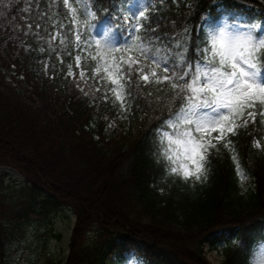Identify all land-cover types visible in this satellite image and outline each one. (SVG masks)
Returning <instances> with one entry per match:
<instances>
[{"label":"trees","instance_id":"1","mask_svg":"<svg viewBox=\"0 0 264 264\" xmlns=\"http://www.w3.org/2000/svg\"><path fill=\"white\" fill-rule=\"evenodd\" d=\"M88 1L101 19L124 34L129 26L125 7L131 0ZM83 2L0 0V167L14 164L31 181L9 189L0 176V264H127L132 249L148 264H212L204 246L218 247L219 241L225 244L220 264H250V257L253 264V245L264 239V123L258 116L255 123L238 127L228 138L231 145L203 153L199 178H186L182 171H172L182 161L175 140H169L179 135L182 122L178 115L167 124L153 118L160 116L154 109L170 98L141 82L146 99L130 100L125 66L119 65L117 86L125 113L118 128L107 133L103 117L120 111L108 99L86 95L76 80L83 51L75 36L98 47L96 57L81 60L93 83L98 81L93 67L105 48L90 38L92 22L86 6H79ZM219 3L226 11L248 12L252 24L264 18V0H163L144 21L143 31L147 34L151 22L171 33L170 21H175L178 39L153 52L179 57L183 50L190 72L202 68L210 30L205 27L197 35L196 26L201 12ZM115 54L129 60L120 50ZM256 57L263 66L264 55ZM152 69H143L150 81ZM250 169L257 187L245 197L241 178ZM64 197L77 203L79 213L69 254L55 260L42 257L46 252L33 246L34 261L28 259L20 249L25 227L33 214L48 217ZM97 201L102 205L96 207ZM217 230L231 238L225 233L211 237Z\"/></svg>","mask_w":264,"mask_h":264},{"label":"snow or ice","instance_id":"2","mask_svg":"<svg viewBox=\"0 0 264 264\" xmlns=\"http://www.w3.org/2000/svg\"><path fill=\"white\" fill-rule=\"evenodd\" d=\"M139 16L144 18V12L141 11ZM170 23L173 26L171 33L161 32L159 25L152 27L149 22L147 35L143 39L135 37L136 29L133 28L125 36L124 41L140 47L142 56L147 58L153 50L159 52L164 47H170L166 41L178 39V34L174 31L175 21H170ZM75 39L79 50L83 51L87 48V38L81 40V36L76 35ZM96 43L99 44V41ZM212 43L214 45L213 60L217 55L219 57L216 65L206 70L196 66L191 75V65L186 63L188 57L183 50L179 57L151 55L153 65L158 61L164 65L162 74L156 76L153 73L151 81L144 73L145 65L139 62L118 58L113 64V67L125 66L127 95L130 100L146 99L141 89V82L146 87H155L158 94L167 95L170 98L167 103L162 102V107L154 109L160 113L158 118L153 117L157 123L167 124L173 115H178L182 116L186 129H191L183 133L182 141H177L186 147L180 167L172 168L173 172L182 171L186 178L193 175L199 178L204 168V152L215 148L216 144L223 147L232 144L228 136L234 134L237 128L236 119L246 117L243 123L248 124L249 122L255 123L259 116L260 121L264 123V84L258 83L255 79L260 69L256 54L259 52L260 55H264L262 51L264 50V38L257 40L252 35L241 34L236 40H226L221 34L219 37H213ZM179 47L180 45L177 44V48ZM254 58L257 62L250 63ZM209 63L211 64L212 61ZM169 72H171L170 75ZM202 77L206 78L204 82H201ZM147 95L150 96L152 93ZM209 105L225 108L227 111L219 118L209 120L200 114V110ZM174 109H178V112H174ZM169 140L171 141V137Z\"/></svg>","mask_w":264,"mask_h":264},{"label":"rangeland","instance_id":"3","mask_svg":"<svg viewBox=\"0 0 264 264\" xmlns=\"http://www.w3.org/2000/svg\"><path fill=\"white\" fill-rule=\"evenodd\" d=\"M224 30L226 31H234L237 29H232L231 27L224 26ZM238 32H242V30H238ZM248 35V34H246ZM216 37H219V32L216 35ZM255 79L258 83L264 84V79L256 73ZM227 110L225 108H211V109H202L200 110V114L205 116L209 120H214L216 118H219L221 115H223ZM110 126H114V122L110 124ZM185 145L183 144V149L185 151ZM13 178L19 179V181H23L25 178L23 176H20L19 174L13 172ZM247 182H250L249 180ZM83 198L87 199V197L83 194ZM68 203V202H67ZM96 207L101 206L98 201L94 203ZM53 222L52 225L47 226L50 228H53L56 232L61 233L62 237L59 239L58 237L51 236V234H44L40 232H36L34 230V227L31 226L29 229V234L33 236L34 238L40 237L41 238V244L46 247V251H48L50 254H52L53 258H62L66 257L68 253V241L70 239L71 235V225L74 224L75 221V214L74 212L69 208L61 207L58 209V211L55 213V215L52 217ZM31 245V244H29ZM222 247V244L219 246ZM206 252L208 255V258L213 263H219L223 257L219 254L218 251L215 249L210 248L209 245L206 246ZM264 262V247L259 248L258 255L256 258V263L261 264ZM134 264H138L135 262Z\"/></svg>","mask_w":264,"mask_h":264},{"label":"clouds","instance_id":"4","mask_svg":"<svg viewBox=\"0 0 264 264\" xmlns=\"http://www.w3.org/2000/svg\"><path fill=\"white\" fill-rule=\"evenodd\" d=\"M221 34H223L224 38L226 40H236L237 38H239L241 36V34L243 33H240L238 31H226L224 30L223 28L219 31V36H221ZM251 35V34H249ZM260 38H264V36L260 37ZM259 38V39H260ZM254 248H261V247H264V239H260V240H257L254 245H253ZM250 264H251V257H250Z\"/></svg>","mask_w":264,"mask_h":264}]
</instances>
